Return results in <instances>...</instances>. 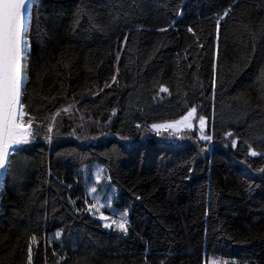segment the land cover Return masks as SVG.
Returning a JSON list of instances; mask_svg holds the SVG:
<instances>
[{"label":"trees","instance_id":"obj_1","mask_svg":"<svg viewBox=\"0 0 264 264\" xmlns=\"http://www.w3.org/2000/svg\"><path fill=\"white\" fill-rule=\"evenodd\" d=\"M30 19L34 141L0 186V264H264V0H32ZM192 108L209 153L142 139ZM95 163L126 233L88 213Z\"/></svg>","mask_w":264,"mask_h":264},{"label":"snow or ice","instance_id":"obj_2","mask_svg":"<svg viewBox=\"0 0 264 264\" xmlns=\"http://www.w3.org/2000/svg\"><path fill=\"white\" fill-rule=\"evenodd\" d=\"M28 4L29 0H0V177L6 175L8 169L11 168L10 157L18 150L13 146L28 143L32 135V120H25L28 113L21 103L23 45L26 18L29 13ZM227 15L228 11H225L224 16ZM218 29L219 21H217V31ZM113 82H115V77H113ZM109 86L106 85V87ZM214 86L215 81H213ZM161 91L168 92V89L162 87ZM195 114L196 108H192L176 124L183 123L191 128L192 125L187 122ZM199 122L200 139L210 141L212 137L204 134L205 118L200 117ZM176 124L153 125V128L175 127ZM49 131H51V128H49ZM227 135L231 136L232 133H227ZM232 146H236L235 140L232 142ZM249 153L254 157L258 155L253 150H249ZM101 179L100 175L96 176L97 182H100ZM91 191L96 192V188H92ZM95 207L96 205H89L88 211H93ZM100 219L108 221L109 217L101 214ZM112 224H115L117 228L125 233L127 232V221H112L111 223H106L105 227H111ZM32 239L35 242V237ZM28 260L29 264H31V248L28 250Z\"/></svg>","mask_w":264,"mask_h":264},{"label":"rangeland","instance_id":"obj_3","mask_svg":"<svg viewBox=\"0 0 264 264\" xmlns=\"http://www.w3.org/2000/svg\"><path fill=\"white\" fill-rule=\"evenodd\" d=\"M186 115L187 114H185L184 116ZM71 116H75L77 121L81 120L84 117L82 113L79 114L77 112H74V108H71V113L67 114V117H71ZM183 117H181L178 120L158 122L155 125L176 124V122L181 121ZM204 118H205L204 134L210 135L207 129L208 127L207 118L206 117ZM199 119L200 117L197 114V108H196V114L190 121L187 122L192 125L191 128L187 127L183 123L176 124L175 127H169V128H159V129H155L153 127L152 129L147 128L142 132V139L143 140L154 139L170 146L191 143V144H198V146L201 148L202 145H206L207 148L205 150V153H209L214 146L213 138L210 141H205L200 139L201 132H200ZM103 124L106 125V123ZM99 126L101 127L102 123L101 124L99 123ZM100 127L94 125V128H100ZM33 141H34V137H30L28 143L20 144L16 146L30 145L33 143ZM97 175H100L102 177L100 182H97L96 180ZM108 178L109 177L107 176L105 167L100 163L93 164L90 169L85 171L84 192L86 195L85 200L87 202V207H89V205H96L93 211H88V213L95 219L100 220L104 227L106 223H111L112 221H117V222L127 221V231H128V228L130 226L129 210L115 205L114 201L118 195V189ZM92 188H96V192H92L91 191ZM101 214H103L106 217H109V220L105 221L100 219ZM105 228L107 229L114 228L120 230L119 228L116 227L115 224H112L111 227H105Z\"/></svg>","mask_w":264,"mask_h":264},{"label":"bare ground","instance_id":"obj_4","mask_svg":"<svg viewBox=\"0 0 264 264\" xmlns=\"http://www.w3.org/2000/svg\"><path fill=\"white\" fill-rule=\"evenodd\" d=\"M28 42H29L28 37H24L25 54H24V60H23V65H22V75H23V79H22V83H21V85H22V91H23V88H24V86H25V84L27 82L25 79H27V76H28L27 75L28 74L27 73L28 72L27 49L29 47ZM26 62H27V64H26Z\"/></svg>","mask_w":264,"mask_h":264},{"label":"water","instance_id":"obj_5","mask_svg":"<svg viewBox=\"0 0 264 264\" xmlns=\"http://www.w3.org/2000/svg\"><path fill=\"white\" fill-rule=\"evenodd\" d=\"M28 8H29V13L32 9V5H31V0H29V4H28ZM29 13H28V16H29ZM26 18V24H25V33H24V37H28L29 39V34H30V25H31V19L30 18ZM28 41V40H27ZM24 54H25V47L23 45V60H24ZM23 60H22V65H23ZM27 60H28V56H27ZM28 73V72H27ZM28 75V74H27ZM27 81V79H25ZM21 90H22V85H21ZM2 179L3 177H0V185H1V182H2Z\"/></svg>","mask_w":264,"mask_h":264}]
</instances>
